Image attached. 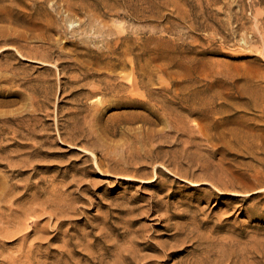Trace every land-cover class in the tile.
<instances>
[{"label":"rangeland","instance_id":"1","mask_svg":"<svg viewBox=\"0 0 264 264\" xmlns=\"http://www.w3.org/2000/svg\"><path fill=\"white\" fill-rule=\"evenodd\" d=\"M0 264H264V0H0Z\"/></svg>","mask_w":264,"mask_h":264},{"label":"bare ground","instance_id":"2","mask_svg":"<svg viewBox=\"0 0 264 264\" xmlns=\"http://www.w3.org/2000/svg\"><path fill=\"white\" fill-rule=\"evenodd\" d=\"M9 48V47H8ZM171 131V130H170ZM86 152V151H85ZM158 156V155H157ZM152 157H156V155H154V156H152ZM138 162V161H137ZM199 165V164H198ZM156 167H157V165H156ZM110 168V167H109ZM34 169V168H33ZM108 171V170H107ZM133 171V170H132ZM155 180V179H154ZM79 189V188H78ZM24 190V189H23ZM22 191V190H21ZM40 194V193H39ZM18 196V195H17ZM50 196V195H49ZM9 205V204H8ZM44 207V206H43ZM12 208V207H11ZM24 208V207H23ZM45 209V208H44ZM50 213V212H49ZM53 213V212H52ZM38 215V214H37ZM53 215V214H52ZM51 215V216H52ZM45 220V219H44ZM70 227V226H69ZM104 230V229H103ZM67 231V230H66Z\"/></svg>","mask_w":264,"mask_h":264}]
</instances>
